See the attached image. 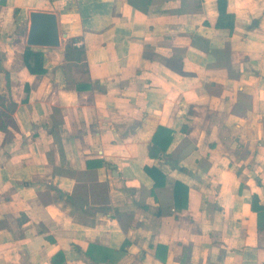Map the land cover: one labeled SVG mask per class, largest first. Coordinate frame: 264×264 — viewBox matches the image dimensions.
<instances>
[{
    "label": "crops",
    "instance_id": "crops-1",
    "mask_svg": "<svg viewBox=\"0 0 264 264\" xmlns=\"http://www.w3.org/2000/svg\"><path fill=\"white\" fill-rule=\"evenodd\" d=\"M31 11L56 18L59 45H30L44 73L23 60ZM226 11L231 31L217 0H0L17 126L0 130V264H264V0Z\"/></svg>",
    "mask_w": 264,
    "mask_h": 264
},
{
    "label": "trees",
    "instance_id": "trees-1",
    "mask_svg": "<svg viewBox=\"0 0 264 264\" xmlns=\"http://www.w3.org/2000/svg\"><path fill=\"white\" fill-rule=\"evenodd\" d=\"M218 16L214 26L216 28H226L229 31L233 29L234 24V14L226 11V0H217ZM74 38H70L64 44V58L66 61H74L78 63L82 68L86 66L84 62V51L80 49L72 48V43H74ZM23 60L29 72L31 74L44 73L45 68L43 67V52L40 49H33L32 46L26 45L23 54ZM77 89H89L91 88L90 82L76 83ZM0 103H2L0 101ZM12 106H2L0 108V130L7 133L8 126L17 128L13 118H12ZM186 131V128H182ZM172 140V130L167 129L164 126H158L157 130L153 134L151 139V145L149 147V156L157 157L159 153H165L169 143ZM145 171L153 178L154 185H157L159 180L162 182L164 180V175L156 168L150 166H144ZM187 187L183 184L175 182L173 188V195L175 199V204L178 205V194L179 197L182 195L183 201L179 205H184L187 196ZM151 192L154 194L153 190ZM259 197L256 193L251 195L250 206L257 215V227L262 229L264 227V205L260 204ZM54 264V263H53Z\"/></svg>",
    "mask_w": 264,
    "mask_h": 264
},
{
    "label": "water",
    "instance_id": "water-1",
    "mask_svg": "<svg viewBox=\"0 0 264 264\" xmlns=\"http://www.w3.org/2000/svg\"><path fill=\"white\" fill-rule=\"evenodd\" d=\"M27 45L58 46L59 37L55 15L51 12L31 11L26 36Z\"/></svg>",
    "mask_w": 264,
    "mask_h": 264
}]
</instances>
